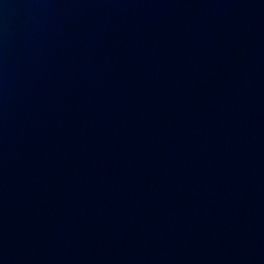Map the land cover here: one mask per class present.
<instances>
[{"label":"water","instance_id":"obj_1","mask_svg":"<svg viewBox=\"0 0 264 264\" xmlns=\"http://www.w3.org/2000/svg\"><path fill=\"white\" fill-rule=\"evenodd\" d=\"M0 264H264V0H0Z\"/></svg>","mask_w":264,"mask_h":264}]
</instances>
